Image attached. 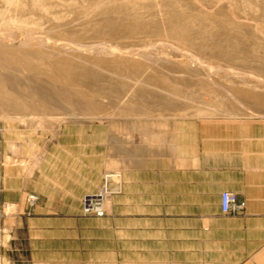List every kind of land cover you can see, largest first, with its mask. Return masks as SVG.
<instances>
[{"label": "rangeland", "instance_id": "1", "mask_svg": "<svg viewBox=\"0 0 264 264\" xmlns=\"http://www.w3.org/2000/svg\"><path fill=\"white\" fill-rule=\"evenodd\" d=\"M2 29L0 93L16 96L0 99L10 160L31 151L26 136L61 127L107 135L110 166L114 127L140 140L183 124L264 121V0H0ZM114 178L109 170L95 191L111 192ZM14 211L2 205L0 223ZM29 254L25 240L0 237V264H31Z\"/></svg>", "mask_w": 264, "mask_h": 264}, {"label": "crops", "instance_id": "2", "mask_svg": "<svg viewBox=\"0 0 264 264\" xmlns=\"http://www.w3.org/2000/svg\"><path fill=\"white\" fill-rule=\"evenodd\" d=\"M104 136L61 127L23 138L30 152L0 155V208H15L2 243L25 240L31 264H264V121L140 140L114 127L110 166ZM109 170L104 214L82 215L80 197ZM222 191L243 204L237 213L221 211ZM28 194L38 199L25 215Z\"/></svg>", "mask_w": 264, "mask_h": 264}, {"label": "built area", "instance_id": "3", "mask_svg": "<svg viewBox=\"0 0 264 264\" xmlns=\"http://www.w3.org/2000/svg\"><path fill=\"white\" fill-rule=\"evenodd\" d=\"M106 179L109 178L105 176ZM110 190L106 183H104L97 191L84 193L81 197V212L83 215L92 214L95 216L103 215V206L106 197L109 195ZM37 196L34 194H28L26 197V203L29 208L34 205L37 200ZM243 204L238 202L234 193L229 191H222L220 194V208L224 213H237ZM28 213V212H27Z\"/></svg>", "mask_w": 264, "mask_h": 264}, {"label": "bare ground", "instance_id": "4", "mask_svg": "<svg viewBox=\"0 0 264 264\" xmlns=\"http://www.w3.org/2000/svg\"><path fill=\"white\" fill-rule=\"evenodd\" d=\"M11 25H12V24H11ZM12 28H13V25H12ZM5 30H6V29H5ZM5 30L2 29V30L0 31V41H3V38H5V37H7V36L9 37V33H8L7 31H5ZM7 30H8V29H7ZM8 31H9V30H8ZM10 32H11V31H10ZM11 34L13 35L12 32H11ZM23 34H24V33H23ZM27 34H28V33H27ZM27 34H26V35L24 34L25 36H24V39L21 40V44H22V43H26V42L29 41V39L31 38L30 35H27ZM12 37H13V36H12ZM10 38H11V37H10ZM10 38H9V39H10ZM37 39H38V38H37ZM40 39H41V37H40ZM44 39H45V38H44ZM35 41H38V40H35ZM38 42H39V41H38ZM44 43H45V41H44ZM21 44H20V45H21ZM186 53H187V52H186ZM5 62H8V61L5 60ZM5 62H3V63L5 64ZM0 63H2V61H0ZM3 63H2V64H3ZM0 65H1V64H0ZM28 66H29V65H28ZM38 82H39V80H38ZM56 93H57V92H56ZM54 94H55V93H54ZM10 95H12V96L9 97ZM56 95H57L58 97H60V94H59V93H57ZM14 96H15V95H14V94H11V93H10V94H9V93H5V92L0 93V99H5V100L8 99V100H9V98H13ZM15 97H16V96H15ZM18 97H19V96H18ZM40 98H41V97H40ZM54 98H56V97L54 96ZM25 99H26V98H25ZM56 99H57V98H56ZM11 100H12V99H11ZM42 107H43V110H46L47 112H49V111L51 112V110H48L49 108L47 109L46 106H42ZM15 109H16V108H15ZM46 111H45V112H46Z\"/></svg>", "mask_w": 264, "mask_h": 264}]
</instances>
